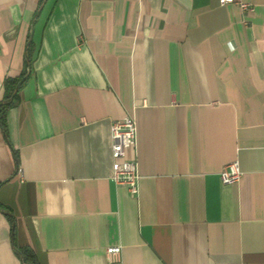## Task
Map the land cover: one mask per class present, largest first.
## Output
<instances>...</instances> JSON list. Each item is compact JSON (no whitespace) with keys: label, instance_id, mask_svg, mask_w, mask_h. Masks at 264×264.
<instances>
[{"label":"crops","instance_id":"0c3cea01","mask_svg":"<svg viewBox=\"0 0 264 264\" xmlns=\"http://www.w3.org/2000/svg\"><path fill=\"white\" fill-rule=\"evenodd\" d=\"M235 1L0 0V107L28 74L0 115V264H264V0Z\"/></svg>","mask_w":264,"mask_h":264},{"label":"built area","instance_id":"2783aa9c","mask_svg":"<svg viewBox=\"0 0 264 264\" xmlns=\"http://www.w3.org/2000/svg\"><path fill=\"white\" fill-rule=\"evenodd\" d=\"M222 5L238 4L242 10H248L249 6L237 3L235 0H220ZM112 153L115 159L113 165V180L118 185H125L129 192L136 196L139 192L138 164L135 159L129 158L128 153L136 151L137 148V123L134 118L126 117L115 121L111 128ZM242 171L239 163L234 162L227 165L220 174L223 185H233L240 181ZM112 259H116L120 249H110Z\"/></svg>","mask_w":264,"mask_h":264},{"label":"trees","instance_id":"16d2710c","mask_svg":"<svg viewBox=\"0 0 264 264\" xmlns=\"http://www.w3.org/2000/svg\"><path fill=\"white\" fill-rule=\"evenodd\" d=\"M27 79L28 74L25 71L19 78L14 80L9 79L5 82L6 100L8 103L0 107V115L5 114V112L13 106L12 101L15 100L18 91L22 88ZM22 254L24 255L25 260H33V255L26 250H23Z\"/></svg>","mask_w":264,"mask_h":264}]
</instances>
